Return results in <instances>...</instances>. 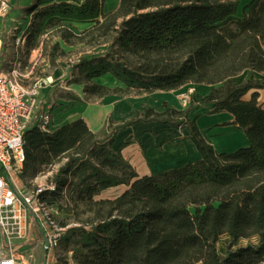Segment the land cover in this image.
Returning a JSON list of instances; mask_svg holds the SVG:
<instances>
[{
  "label": "trees",
  "instance_id": "1",
  "mask_svg": "<svg viewBox=\"0 0 264 264\" xmlns=\"http://www.w3.org/2000/svg\"><path fill=\"white\" fill-rule=\"evenodd\" d=\"M106 1L35 0L27 7L33 14L25 47L37 48L52 29L67 42L111 35L107 54L83 55L73 66L68 83L83 84L87 95L152 93L188 84L211 90L184 109H136L97 133L82 117L57 128L43 129L39 119L27 126L22 180L59 166L51 181L57 189L43 198L55 202L66 192L60 207L85 215L66 230L62 248L72 251L77 264H264V105L258 92L264 84L254 76L233 81L245 70L264 73V0L249 1L242 16L241 0H120L118 8L105 11ZM73 23L88 26L76 34L65 26ZM107 73L124 87L94 82ZM64 97L81 100L72 92ZM197 105L207 106L209 114L232 113L230 124L249 145L219 152L193 116ZM139 122L187 126L202 158L131 185L138 173L114 143ZM121 185L129 188L112 198L91 194L99 186ZM224 234L229 239L221 255ZM251 237L258 241L236 245Z\"/></svg>",
  "mask_w": 264,
  "mask_h": 264
},
{
  "label": "crops",
  "instance_id": "2",
  "mask_svg": "<svg viewBox=\"0 0 264 264\" xmlns=\"http://www.w3.org/2000/svg\"><path fill=\"white\" fill-rule=\"evenodd\" d=\"M111 1L113 0H110V2ZM9 2L13 8V12L10 14L9 18H15L18 14L25 12L29 17L27 21L28 27L33 12H29L27 7L32 6L35 0H9ZM110 2L109 0L106 1L105 11L118 8L120 0H114L115 7H112L113 4L111 5ZM42 6H34L33 9L35 11ZM73 25L80 31L88 26V24L83 23H73ZM65 26L69 28L68 24ZM27 27L24 29L23 33L26 31ZM47 31L50 32L51 30H46V33ZM74 32L79 34L76 31ZM59 42L61 43V40H59ZM21 46L23 48L25 43ZM42 51L43 41L41 40L40 45L32 50V56L34 53L41 54ZM17 62L21 65L20 61ZM239 76L240 75H237L233 78L236 84L245 81L244 79H239L237 81ZM27 77L28 75H25V79ZM94 82L110 88L124 87V84L110 73L95 78ZM76 85H82L84 91L83 84ZM188 85H184L175 90H158L152 93H112L101 97L100 101H102V103L99 105H74L65 111L59 112L58 110H54L52 128H57L66 122L82 117L86 120L90 129L97 133L104 127L109 130L123 119L128 118L136 109L142 110L147 106H152L157 112H163L166 109V104L178 109H184L178 101L177 94ZM210 90L211 86L207 84H200L197 86V91L201 96H205ZM258 92L259 101L264 105V93L261 89H259ZM84 94H86L85 91ZM78 95L81 98L83 96L82 93H78ZM250 96L246 95L245 98L249 99ZM206 115L210 116V121L205 125L199 124L200 119ZM206 115L198 117V125L199 127L201 126L200 128L205 138L213 144L219 152H232L240 147L249 145V140L243 132L230 124L235 120L232 113L220 112ZM114 147L116 150H121L125 159L136 169L138 176L133 180L135 183L152 174L182 167L202 158L195 143L189 138L187 126L176 129L158 122H139L121 131L115 139ZM223 236L225 237L222 240L221 238ZM228 239L229 235L224 234L218 241V252L221 255L226 253V246L224 243ZM221 240L223 242H221ZM197 264L204 263L199 262Z\"/></svg>",
  "mask_w": 264,
  "mask_h": 264
},
{
  "label": "built area",
  "instance_id": "3",
  "mask_svg": "<svg viewBox=\"0 0 264 264\" xmlns=\"http://www.w3.org/2000/svg\"><path fill=\"white\" fill-rule=\"evenodd\" d=\"M9 8V2L2 0L0 15H5ZM17 43L24 44L25 37H19ZM71 61L75 64L80 57ZM19 66L20 63L11 71H0V264H30L29 258L38 246L44 248V264H54L56 250L71 226H60L56 205L43 198V194L56 190L57 186L39 184L24 190L21 185L26 160L25 129L34 119L40 120L43 129L52 128L50 112L42 111L39 115L36 112L42 89L51 85L53 79L44 77L28 85ZM196 91L197 86L189 84L177 94L183 108L191 105ZM66 200L63 192L57 203L64 204Z\"/></svg>",
  "mask_w": 264,
  "mask_h": 264
},
{
  "label": "rangeland",
  "instance_id": "4",
  "mask_svg": "<svg viewBox=\"0 0 264 264\" xmlns=\"http://www.w3.org/2000/svg\"><path fill=\"white\" fill-rule=\"evenodd\" d=\"M2 0H0L1 3ZM9 2V0H7ZM251 0H241L239 7V15L242 16L244 13V7ZM110 2V0H109ZM112 7H115L114 0L110 2ZM10 6L11 3L9 2ZM13 12L11 8L6 12L5 15H0V71L8 72L11 71L17 61L21 62L20 70L21 73L28 77L25 80L26 84H32L37 79L44 77H52L53 83L42 89L41 94L38 99V108L36 114H40L42 111H49L53 118V111L58 110L65 111L71 108L74 105H99L102 103L100 101L101 97L97 95H87L84 94L82 85L69 84L68 81L71 79V73L74 66V62L71 60L77 59V57H82L83 55H105L110 49L111 44V35L108 36H99L98 33L95 34V39L92 42H88L89 38L85 41H79L75 38H72L69 42L64 40L61 37L60 32H57L55 29H52L50 32L47 31L42 35L41 40L43 41V51L42 53H34L32 56V50L30 51L24 46L22 48L21 43H17L18 38L24 37V29L27 27V21L29 17L25 12L18 14L15 18H9L10 14ZM69 28L76 31L80 34L73 24H68ZM23 33V34H22ZM61 40V43L59 42ZM59 45V48H55L56 45ZM52 51L56 52V56L51 55ZM17 57V58H16ZM237 78L239 79H249L251 76H254L256 79H261L264 82V73L245 70ZM264 93V89H261ZM74 93L79 96L78 93H82L81 100H70L64 96L67 93ZM80 97V96H79ZM196 100L201 101L203 96H201L198 91L195 94ZM251 98V96H250ZM209 114V108L207 106L197 105L196 110L193 111V116H204ZM210 116L206 115L202 117L199 121V124L205 125L210 121ZM35 120V119H34ZM32 120V121H34ZM201 127V126H200ZM59 166H54L51 171H46L43 174L37 176V178H24L21 185H23L24 190H29L35 188L39 184H49L54 180V176ZM53 171V172H52ZM50 172H52L50 174ZM132 181V184L133 185ZM129 186L121 185L118 187L106 188V187H96L91 190V194L94 198H112L115 197L125 190ZM57 207V221H66L68 225H77L80 223V219L85 217L84 214L80 213V210L77 212L70 213L68 210L62 209L60 203L57 201L54 202ZM12 214V213H11ZM11 219V217L9 218ZM225 236L221 239L223 240ZM39 240H42V236L39 237ZM221 240V242H223ZM62 241V240H61ZM258 237L251 238H241L237 241L236 245H246L249 242H257ZM225 242V241H224ZM226 246V243H224ZM70 251L64 250L62 248L61 242L59 247L56 250L54 257V264H77L73 258V254H70ZM30 264H44V248L41 246L36 247L34 256L29 258Z\"/></svg>",
  "mask_w": 264,
  "mask_h": 264
},
{
  "label": "bare ground",
  "instance_id": "5",
  "mask_svg": "<svg viewBox=\"0 0 264 264\" xmlns=\"http://www.w3.org/2000/svg\"><path fill=\"white\" fill-rule=\"evenodd\" d=\"M252 92H253V90L250 91V92L247 94V96H250ZM14 216H15V215H14ZM12 218H13V215H12Z\"/></svg>",
  "mask_w": 264,
  "mask_h": 264
},
{
  "label": "water",
  "instance_id": "6",
  "mask_svg": "<svg viewBox=\"0 0 264 264\" xmlns=\"http://www.w3.org/2000/svg\"><path fill=\"white\" fill-rule=\"evenodd\" d=\"M46 245H48V242H46Z\"/></svg>",
  "mask_w": 264,
  "mask_h": 264
}]
</instances>
